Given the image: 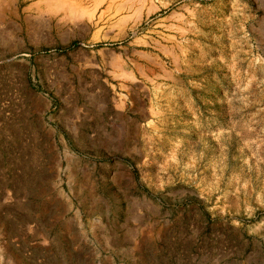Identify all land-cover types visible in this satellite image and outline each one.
Returning <instances> with one entry per match:
<instances>
[{
  "label": "rangeland",
  "instance_id": "obj_1",
  "mask_svg": "<svg viewBox=\"0 0 264 264\" xmlns=\"http://www.w3.org/2000/svg\"><path fill=\"white\" fill-rule=\"evenodd\" d=\"M0 264H264V0H0Z\"/></svg>",
  "mask_w": 264,
  "mask_h": 264
},
{
  "label": "bare ground",
  "instance_id": "obj_2",
  "mask_svg": "<svg viewBox=\"0 0 264 264\" xmlns=\"http://www.w3.org/2000/svg\"><path fill=\"white\" fill-rule=\"evenodd\" d=\"M8 6H6V8H7Z\"/></svg>",
  "mask_w": 264,
  "mask_h": 264
}]
</instances>
